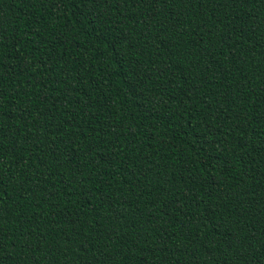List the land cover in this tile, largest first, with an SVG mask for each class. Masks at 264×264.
<instances>
[{"label": "trees", "instance_id": "obj_1", "mask_svg": "<svg viewBox=\"0 0 264 264\" xmlns=\"http://www.w3.org/2000/svg\"><path fill=\"white\" fill-rule=\"evenodd\" d=\"M0 264H264V0H0Z\"/></svg>", "mask_w": 264, "mask_h": 264}]
</instances>
